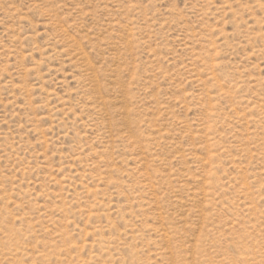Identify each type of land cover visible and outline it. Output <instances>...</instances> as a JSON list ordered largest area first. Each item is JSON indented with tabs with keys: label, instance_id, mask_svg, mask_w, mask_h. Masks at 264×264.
<instances>
[{
	"label": "rangeland",
	"instance_id": "374dc122",
	"mask_svg": "<svg viewBox=\"0 0 264 264\" xmlns=\"http://www.w3.org/2000/svg\"><path fill=\"white\" fill-rule=\"evenodd\" d=\"M0 264H264V0H0Z\"/></svg>",
	"mask_w": 264,
	"mask_h": 264
}]
</instances>
